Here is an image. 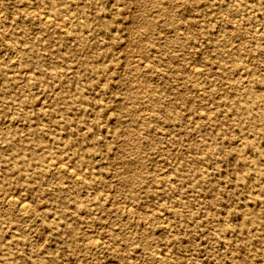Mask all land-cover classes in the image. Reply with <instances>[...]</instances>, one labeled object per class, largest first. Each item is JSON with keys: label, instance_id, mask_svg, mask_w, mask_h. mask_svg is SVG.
I'll return each mask as SVG.
<instances>
[{"label": "rangeland", "instance_id": "374dc122", "mask_svg": "<svg viewBox=\"0 0 264 264\" xmlns=\"http://www.w3.org/2000/svg\"><path fill=\"white\" fill-rule=\"evenodd\" d=\"M0 26V264H264V0H0Z\"/></svg>", "mask_w": 264, "mask_h": 264}, {"label": "bare ground", "instance_id": "6f19581e", "mask_svg": "<svg viewBox=\"0 0 264 264\" xmlns=\"http://www.w3.org/2000/svg\"><path fill=\"white\" fill-rule=\"evenodd\" d=\"M155 5V4H154ZM23 6V5H22ZM22 6H20V7H22ZM19 7V6H18ZM27 9V8H26ZM29 9H32V11L34 10L33 8H28L27 10L29 11ZM21 10V9H20ZM26 11V10H25ZM31 11V12H32ZM38 12H40V11H38ZM42 13H44V12H42ZM42 13H41V15H42ZM39 15V14H38ZM40 15V16H41ZM226 15V14H225ZM227 16V15H226ZM39 17V16H38ZM49 17H51V16H49ZM48 16H45V15H43V22L44 21H47L48 19H50ZM62 17V16H61ZM53 18V17H52ZM64 18V17H63ZM42 19V18H41ZM10 20V19H9ZM8 20V21H9ZM70 20V19H69ZM68 20V21H69ZM66 22V21H65ZM64 22V23H65ZM67 24V23H66ZM3 25V24H2ZM9 25V24H8ZM7 25V26H8ZM149 25H150V23H149ZM66 26V25H65ZM1 27V26H0ZM61 27V26H60ZM68 29V28H67ZM4 30V29H3ZM224 31V30H223ZM171 39V38H170ZM241 48V47H240ZM240 50V49H239ZM15 51L17 52V49H15ZM15 52V53H16ZM11 53H12V51H11ZM239 53V52H238ZM14 54V53H13ZM16 55V54H15ZM13 56V55H12ZM11 56V57H12ZM135 56V55H134ZM146 60V59H145ZM136 61H138L139 62V58L138 59H136ZM127 62V61H126ZM139 64V63H138ZM193 65H194V63H193ZM135 66V65H134ZM191 70V69H190ZM195 70V74H197V71H196V69H194ZM200 71V70H199ZM27 72V71H26ZM28 73H31L30 71H28ZM242 75H244V74H242ZM196 76V75H195ZM240 76V75H239ZM26 80V79H25ZM25 80H23L24 82H26ZM29 80V79H28ZM31 80V79H30ZM22 81V82H23ZM28 82V81H27ZM21 83V82H20ZM17 85V84H16ZM144 89V88H143ZM139 92V91H138ZM140 93V92H139ZM251 100V99H250ZM149 111V110H148ZM202 113L203 112H199L198 114H199V116L198 117H200V116H202ZM141 121V120H140ZM58 161V160H57ZM55 168L57 169V170H62V171H65V172H68L69 173V175L70 176H72L73 178H78V175H81L82 176V174H77V172H74L71 168H69V167H67V166H65L63 163H61V162H57L56 164H55ZM84 177V176H83ZM85 178V177H84ZM81 179V178H80ZM16 196V195H15ZM3 199H5V200H8V201H11V200H13L14 199V195L13 194H11V192L10 193H6V194H4V196H3ZM26 200V199H25ZM19 202V204H20V208H21V210H23V209H26V207H27V205H26V202L25 201H23V200H19L18 201ZM18 206V205H17ZM19 207V206H18ZM140 212V211H139ZM144 214V213H143ZM143 217V216H142ZM126 237V236H125ZM94 240V239H93ZM244 248V247H243ZM158 256V255H157ZM158 262V261H157ZM156 262V263H157ZM180 263V262H179Z\"/></svg>", "mask_w": 264, "mask_h": 264}]
</instances>
